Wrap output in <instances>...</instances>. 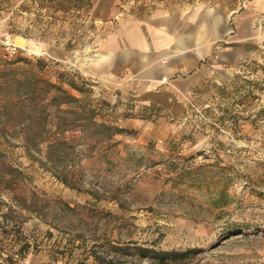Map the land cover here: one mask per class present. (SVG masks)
<instances>
[{"label": "rangeland", "instance_id": "374dc122", "mask_svg": "<svg viewBox=\"0 0 264 264\" xmlns=\"http://www.w3.org/2000/svg\"><path fill=\"white\" fill-rule=\"evenodd\" d=\"M121 1L149 13L176 0ZM57 2L0 0V67L17 56L45 58L54 66L49 71L78 72L100 86L96 92L114 99L121 91L91 75V66L102 60L96 45L105 39L93 21L97 14ZM236 23L231 16L232 35ZM255 24L256 36L241 45L240 61L226 78L199 85L185 99L183 117L172 118L157 106L141 117L181 124L173 136L163 139L160 129L150 141L135 129L116 136L83 160L80 189L29 155L0 108V259L101 264L99 255L113 264H157L136 254L108 253L111 245H140L200 249L166 264H264V14ZM123 101L139 108L134 99ZM173 160L178 167L170 165ZM185 169L191 174L182 178Z\"/></svg>", "mask_w": 264, "mask_h": 264}, {"label": "crops", "instance_id": "0c3cea01", "mask_svg": "<svg viewBox=\"0 0 264 264\" xmlns=\"http://www.w3.org/2000/svg\"><path fill=\"white\" fill-rule=\"evenodd\" d=\"M127 7L121 0L92 1L93 21L105 39L96 45L102 60L91 66V75L120 90L121 99H134L147 110L157 106L172 118L185 115V99L199 85L229 75L242 57L241 45L256 36V17L264 14V0L167 1L149 13ZM231 16L237 19L236 35L230 34ZM180 126L125 121L148 141L158 137L157 129L165 139Z\"/></svg>", "mask_w": 264, "mask_h": 264}, {"label": "trees", "instance_id": "16d2710c", "mask_svg": "<svg viewBox=\"0 0 264 264\" xmlns=\"http://www.w3.org/2000/svg\"><path fill=\"white\" fill-rule=\"evenodd\" d=\"M64 2L76 9L91 5V0ZM50 66L54 67L41 57L17 56L5 61L0 67V108L14 122L15 132L21 136L29 155L38 156L40 163L67 186L80 189L77 173L83 160L95 149L115 143L116 136L135 134V130L125 127V121L145 117L153 111L123 101L119 92L114 99L96 92L99 85L88 82L78 72L59 68L49 71ZM170 163L179 166L175 160ZM10 171L20 172L16 168ZM182 172L185 173L181 174L182 178L191 174L186 169ZM110 248L108 253L136 254L157 264L185 261L200 251L199 248L157 250L140 245ZM98 258L103 260L101 264H113V260L105 262L99 255ZM0 264L7 263L0 259Z\"/></svg>", "mask_w": 264, "mask_h": 264}]
</instances>
